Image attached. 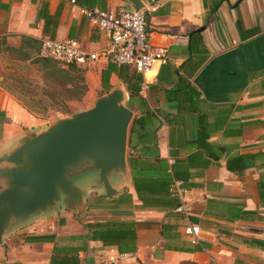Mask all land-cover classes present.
Instances as JSON below:
<instances>
[{"label": "crops", "instance_id": "obj_1", "mask_svg": "<svg viewBox=\"0 0 264 264\" xmlns=\"http://www.w3.org/2000/svg\"><path fill=\"white\" fill-rule=\"evenodd\" d=\"M141 1L156 3L147 31L167 55L146 74L145 96H129L119 78V69L130 67L103 58L75 64L83 70L85 109L120 87L136 119L128 128L126 173L111 178L117 193L89 201L104 192L89 177L79 208L57 206L13 224L0 245V264H50L54 247L56 260L75 256L79 264H264V0ZM93 6L132 9L127 0H0V51L30 49L23 37L38 49L41 38L51 37L98 52L108 36L84 15ZM13 89L1 74L0 155L43 128L37 114L45 107L30 108ZM130 155L163 160L185 182L187 218L139 200ZM237 157L244 168L230 170L227 162ZM145 176L158 177L155 169ZM145 189L153 195L159 186L149 182ZM109 221L133 223L132 251L93 238ZM188 223L200 227L195 243L184 233ZM162 224L171 228L161 233Z\"/></svg>", "mask_w": 264, "mask_h": 264}, {"label": "water", "instance_id": "obj_2", "mask_svg": "<svg viewBox=\"0 0 264 264\" xmlns=\"http://www.w3.org/2000/svg\"><path fill=\"white\" fill-rule=\"evenodd\" d=\"M132 8L141 0H127ZM125 92L115 87L87 109L52 125L26 133L9 152L0 155V245L15 223L58 205L77 209L84 190L68 172H94L104 192L91 200L111 198L117 190L111 178L126 173L127 136L133 117Z\"/></svg>", "mask_w": 264, "mask_h": 264}, {"label": "built area", "instance_id": "obj_3", "mask_svg": "<svg viewBox=\"0 0 264 264\" xmlns=\"http://www.w3.org/2000/svg\"><path fill=\"white\" fill-rule=\"evenodd\" d=\"M155 6L156 3L150 2L143 3L139 9L122 11L103 10L98 6L84 8L83 13L91 25L107 34V45L98 52H90L82 49L75 39L57 40L43 37L40 39L39 55L56 61L61 68L100 58L119 66L130 67L141 75L138 92L145 96L149 89L146 74L155 63L163 65L167 62L165 48L155 45L147 31V17ZM170 192L178 200L173 211L187 218L192 205L187 198L188 188L185 182L182 179L173 178ZM184 233L192 237L195 243L199 237L200 227L188 223L184 226Z\"/></svg>", "mask_w": 264, "mask_h": 264}, {"label": "rangeland", "instance_id": "obj_4", "mask_svg": "<svg viewBox=\"0 0 264 264\" xmlns=\"http://www.w3.org/2000/svg\"><path fill=\"white\" fill-rule=\"evenodd\" d=\"M56 68L53 60L42 58L37 50L0 51V75L12 79L13 91L18 98L34 110L42 111L45 107L44 113L37 114L42 120V129L87 107V101L83 99L86 90L83 88V70L73 69L64 74ZM88 169L84 167L75 173L68 172L67 176L84 190L87 183L93 181L89 177H96L94 172H87ZM208 264L214 263L211 261Z\"/></svg>", "mask_w": 264, "mask_h": 264}, {"label": "trees", "instance_id": "obj_5", "mask_svg": "<svg viewBox=\"0 0 264 264\" xmlns=\"http://www.w3.org/2000/svg\"><path fill=\"white\" fill-rule=\"evenodd\" d=\"M214 10V9H213ZM23 43L29 44V48L38 51L39 48L36 49L35 42L31 38L23 37ZM51 60V59H50ZM54 61V60H53ZM56 63L57 68L55 69L59 73H68L69 70H78L75 64L69 65L66 68H61L59 64ZM123 66V65H120ZM127 67V66H125ZM55 68V66H53ZM118 76L125 84L126 90L129 93V96L138 95L139 84L142 80L140 74H138L134 69L128 70L127 68H120L118 71ZM83 88L86 89V86L83 85ZM136 119L132 120L131 126L129 128V132H132V128ZM130 142V141H129ZM134 149L133 147H131ZM155 148V146H154ZM158 159V157H157ZM242 158L237 157L227 162V167L230 170H242L244 168V164L241 163ZM129 167L132 173V180L135 191L139 200L146 206H166L175 208L178 204V200L176 197L171 195L170 185L172 179L175 178L174 171L170 166H167L166 162L163 160H157V164H154L149 160H142L135 158L130 155L128 159ZM148 169H155L157 171L158 177L155 181H146L147 178L145 175L147 174ZM157 184L159 186V190H155L153 195L152 193H145L147 190L145 187L149 184ZM171 225L162 224L161 225V233L164 229H170ZM164 235V234H163ZM93 238L98 239L102 242L105 247H114L121 253L130 252L135 247V230L132 222H123V221H109L103 228L96 229L93 231ZM56 252L58 249L56 247L53 248V256L50 264H79V260L75 256L62 257L60 260H56ZM182 264H195L193 262H184Z\"/></svg>", "mask_w": 264, "mask_h": 264}]
</instances>
